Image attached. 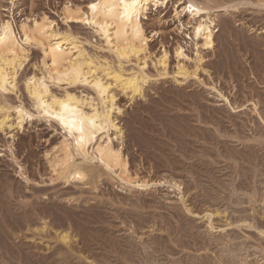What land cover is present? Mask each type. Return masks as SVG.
<instances>
[{
	"label": "rangeland",
	"instance_id": "obj_1",
	"mask_svg": "<svg viewBox=\"0 0 264 264\" xmlns=\"http://www.w3.org/2000/svg\"><path fill=\"white\" fill-rule=\"evenodd\" d=\"M90 1L0 0V21H11L18 33L21 24L47 15L94 59L108 58L101 75L112 62L116 73L120 61L98 52L105 45L100 36L64 23L66 5ZM194 1L205 6L195 20L215 22L213 47L194 41L186 8L177 12L187 0L151 4L142 18L146 50L141 60L132 57L148 64L134 69L146 79L141 96L110 89L122 132L120 138L110 132L112 142L130 180L145 186L127 185L118 172L77 156L92 177L53 176L49 161L64 138L60 127L25 118L18 128L14 110L0 113L7 125L0 130V264H264V0ZM177 47L187 59L176 57ZM28 51L33 67L25 71L37 72L43 53ZM11 102L14 109V96ZM0 106L7 108L2 99ZM64 233L66 245L58 239Z\"/></svg>",
	"mask_w": 264,
	"mask_h": 264
},
{
	"label": "snow or ice",
	"instance_id": "obj_2",
	"mask_svg": "<svg viewBox=\"0 0 264 264\" xmlns=\"http://www.w3.org/2000/svg\"><path fill=\"white\" fill-rule=\"evenodd\" d=\"M119 3L123 5L125 15H128L130 8L135 11L138 0H131L130 4L125 3V0H119ZM259 6L264 8V3ZM66 7H70V5H66ZM88 7L95 12L98 5L91 3ZM181 7L186 8L188 12H196L199 15V10L192 3L178 5L177 12L180 11ZM111 11L112 7H109V12ZM181 19L183 21L187 19V16ZM72 20H75L77 23H85L89 28L96 30L95 35L100 36L106 44V46L100 45L98 52L111 53L116 60H119V71L115 75L107 71L101 75V69L105 65L110 64L108 58L94 59L92 54L85 50L83 43L77 48L75 54L62 50L61 43L64 41L62 36L56 35L57 23L45 15V25L41 26L38 21L37 26L38 28H43V31L40 33L41 35L48 36L49 40L55 38V46L53 47L51 44L45 46L41 42L30 39L25 35L23 37L24 43L37 49L43 48V56L38 59L34 66L37 72L28 73L25 69L33 67L30 64L31 56L28 49L21 46L19 52L14 50L12 42L15 41L19 44V40L17 32L12 28V22L0 23V93L6 94L0 99L3 100V104L7 105V108L0 106V113L5 111L11 112L13 110L19 113V117L16 118V124L21 126L25 118L27 120L44 118H48L49 121L55 120L65 130V140L69 142V145H71V141H75L77 146L76 154L79 155L81 152H84L87 157L85 151L87 145L92 144L95 147L97 141L103 143V134L110 127H115L112 121L115 119V113L119 111V106L116 103L115 95H113L112 107H108L107 96L109 89L113 87L120 88L125 95L129 91L133 95L139 94L145 80H141L139 73H136L134 69L140 67L147 68L148 64L146 60L142 65L133 62L132 56H135L137 61L142 59L139 52L134 49L130 54L127 49L122 51L117 45H114L111 33L106 31L110 27L107 23L101 24L96 19H87L86 16L82 19L69 16L64 20V23L69 24ZM49 27L52 29L51 33L48 32ZM196 33L199 36L201 33L200 27L196 28ZM75 39L79 38L76 37ZM144 44H147L146 39L144 40ZM87 45L94 47L95 41L89 37ZM74 47L76 46L74 45ZM6 49L8 51L7 59L5 58ZM50 49L53 53L65 51V55L68 58L67 62L71 64V67H66L63 71H60V65L57 63L55 56L52 57L51 66H49L48 57ZM20 53H23V56ZM177 55H180V52ZM125 62L133 67V72L125 74ZM5 64L10 65L7 71L4 67ZM41 65L44 68L43 72L39 71ZM110 66L115 71V63L112 62ZM105 76L107 80L103 78ZM113 79L116 80L115 84L111 83ZM53 89H58L59 91L56 92ZM68 89H74L79 96L69 94ZM85 89H91V92H87ZM25 92H27V99L25 98ZM13 96L15 97L16 105L14 109L11 102V97ZM95 96H98L100 101L103 102L102 118L99 111L100 104L95 100ZM29 101L31 102L30 105ZM33 108L35 109L34 112L32 111ZM88 109H91V112H88ZM11 118L7 117L6 119ZM6 128L5 121L0 120V130L6 131ZM116 131L119 132L120 129L116 128ZM110 140L111 133L109 132V142ZM2 154L0 153V155ZM75 178L79 179L81 177L77 176ZM139 186L137 185V187Z\"/></svg>",
	"mask_w": 264,
	"mask_h": 264
},
{
	"label": "bare ground",
	"instance_id": "obj_3",
	"mask_svg": "<svg viewBox=\"0 0 264 264\" xmlns=\"http://www.w3.org/2000/svg\"><path fill=\"white\" fill-rule=\"evenodd\" d=\"M95 3L98 5V8L95 10V12L88 7L89 4ZM125 3L130 4L131 0H125ZM186 3H192L198 10L199 15L205 12V6L198 4V2H195L194 0H187ZM157 6L158 4H162L161 0H138V3L136 5L135 11H133L131 8L128 10V15H125L124 13V7L119 3V0H92L90 1L85 7L81 6H70V7H64L63 8V15L64 18L67 19L69 16L80 18L82 19L84 16L87 17V19L92 20L96 19L101 24L107 23L110 25L106 29L108 33H111L112 42L114 45H117L122 51L127 49L129 53L133 51V49L139 54L143 53L146 50V45L144 44V40L146 39L148 42V38L145 35V31L142 24V18L145 17L146 11L148 9V6L150 5ZM203 6V7H201ZM109 7H112V11L109 12ZM191 17H193L195 23L192 25V35L194 38V41L201 40L200 47L203 49H211L214 44L213 39V30L215 28V22L213 19L207 17L206 19H200L195 20L197 15L196 12H190ZM44 15L37 19H33L31 22H26L20 25L19 32L17 33V37L19 40V44H17L15 41L12 42L13 49L19 52L20 47L23 46L25 49L30 48L31 46L24 43L23 37L27 35L30 39H34L35 41L41 42L45 46L51 44L53 47L55 46V38L52 40H49L48 36L41 35L40 33L43 31V28H38L37 22L39 21L40 25H45L44 21ZM8 21H0V23H4ZM72 22H76L75 20H72ZM84 25H87L85 23H81ZM88 26V25H87ZM201 28V33L199 36L196 33V28ZM13 28V26H12ZM14 29V28H13ZM94 32L95 29L91 28ZM15 30V29H14ZM48 32L51 33L52 29L49 27ZM56 35L62 36L63 43H61V49L66 50L68 53L75 54L77 51V48L79 45L78 42L75 41L74 38H72L69 34H60L56 32ZM210 36V39H209ZM104 41V40H103ZM105 42V41H104ZM196 46L199 45V43L195 42ZM74 45L76 47H74ZM106 45V44H105ZM208 45V46H206ZM142 49V51H141ZM41 52L43 53V48H40ZM182 49L180 47H177L175 50V55L178 59H187L186 56L182 53ZM180 52V55H177V53ZM21 56H23V53H20ZM55 56L57 63L60 65V71H63L64 68H70L71 64L67 62L68 58L65 55V51H59L53 53L51 49L49 50V57H48V64L51 66V60L52 57ZM135 58V56H132ZM195 60L199 63L202 58L199 54V52H196ZM5 58H8V51L5 50ZM167 62V54L164 53L162 56V59L160 60V65L165 68ZM6 71L10 67V65L5 64L4 65ZM106 69V68H104ZM102 70L103 72H112L107 70ZM113 75H115V72H112ZM103 74V73H102ZM177 74L185 79L188 76L187 70L185 69L183 64H178L177 68ZM143 76V75H142ZM145 77V76H143ZM141 78V80H146L144 78ZM103 78H107L106 76ZM107 80V79H105ZM112 83H116V80L113 79L111 81ZM146 82V81H145ZM144 82V83H145ZM143 83V84H144ZM143 87V86H142ZM120 91L121 89L118 88ZM142 88L139 94L133 95L130 91L127 95H130L131 99L135 97L141 96ZM122 92V91H121ZM27 93V92H26ZM123 93V92H122ZM71 94V93H69ZM74 95V94H73ZM97 98L100 101V98L97 96ZM112 98L113 94H111L109 89V94L107 96L108 100V107H112ZM99 103V102H98ZM100 114L101 118L103 117V102L100 101ZM88 112H91V109L87 110ZM17 118L19 117V113H17ZM45 120L49 121L48 118H44ZM52 122H55L56 125L60 127L64 134L63 141L61 144H59L58 147H54L52 158L50 159V166L52 169L53 176H57L59 178L64 179H73L77 181L86 180V178H90L91 176V168L89 166L84 165L80 163L75 162V156L81 157L84 161L91 160L90 162L96 161L100 166L103 167L104 170L114 173L118 172L117 176L122 181H125L124 183L127 185L134 183L135 185L145 186L143 183H137L136 181L130 180V176L127 170V162L124 159L122 155L121 149H118L114 146L112 139L109 142V132H113L115 135H117L119 138L121 137V130L119 132L116 131L117 124H115V119L112 121V123L115 125V127H110L108 131H106L103 136V143L100 141H97L95 144V147H93L92 144H88L87 148L85 149L87 153V157L85 156L84 152H81L79 155H77V146L75 144V141H71V145H69V142L65 140V130L56 122L55 120H52ZM16 127L20 128L21 125L16 124ZM120 129V128H119ZM78 135V134H77ZM83 161V162H84ZM103 161V163H101ZM86 163V162H85ZM88 163V161H87ZM92 166V165H91ZM115 175V174H114ZM81 177L79 179L75 177ZM116 176V175H115ZM100 178V177H99ZM119 179V180H120ZM65 245L69 243L70 236L68 234H61L59 238Z\"/></svg>",
	"mask_w": 264,
	"mask_h": 264
}]
</instances>
